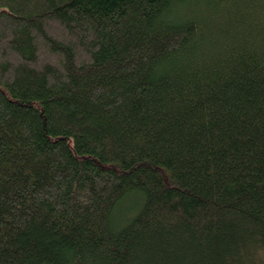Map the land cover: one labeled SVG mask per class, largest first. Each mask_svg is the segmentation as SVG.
Wrapping results in <instances>:
<instances>
[{"label": "trees", "instance_id": "trees-1", "mask_svg": "<svg viewBox=\"0 0 264 264\" xmlns=\"http://www.w3.org/2000/svg\"><path fill=\"white\" fill-rule=\"evenodd\" d=\"M0 264H264V0H0Z\"/></svg>", "mask_w": 264, "mask_h": 264}]
</instances>
